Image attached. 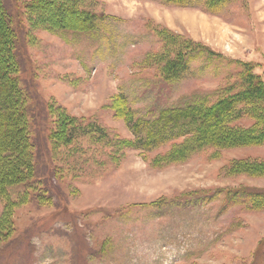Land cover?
Segmentation results:
<instances>
[{"label": "rangeland", "instance_id": "obj_1", "mask_svg": "<svg viewBox=\"0 0 264 264\" xmlns=\"http://www.w3.org/2000/svg\"><path fill=\"white\" fill-rule=\"evenodd\" d=\"M34 1L53 0L17 3L20 76L50 202L15 211L0 264H264V142L140 149L126 122L211 105L240 88L242 64L264 80V0H231L219 15L162 0H77L98 18L93 33L58 29L51 9L26 10ZM188 41L201 50L165 80L168 57ZM62 114L79 129L68 145L49 138ZM255 115L230 125L247 132Z\"/></svg>", "mask_w": 264, "mask_h": 264}, {"label": "trees", "instance_id": "obj_2", "mask_svg": "<svg viewBox=\"0 0 264 264\" xmlns=\"http://www.w3.org/2000/svg\"><path fill=\"white\" fill-rule=\"evenodd\" d=\"M12 8L7 0H0V201L3 211L0 216V240L12 233L15 211L35 199L39 204H49L46 190L41 189V178L37 168V150L32 140L30 127V96L21 82L20 54L24 43L18 27L17 3ZM168 5L180 7L201 6L211 15H219L231 0H162ZM52 5L53 7H49ZM55 12V24L62 31L93 33L98 18L80 6L77 0L34 1L26 10ZM18 14V15H17ZM104 19V18H103ZM201 50L188 41L185 47L169 56L163 72L165 80H176L189 67L194 54ZM203 50V49H202ZM204 51V50H203ZM209 51V50H208ZM241 85L238 90L225 88L217 94V100L209 105L198 101L185 107L162 110L154 120H126L135 136L134 145L140 149L157 148L180 138L199 146L215 145V141L226 144H256L264 142V80L253 73L250 64H242ZM187 70V69H186ZM262 105V106H261ZM244 113L256 112L257 126L246 131L235 130L231 123ZM60 128L51 132L53 144H69L78 137L79 129L59 115ZM98 133V129L96 131ZM214 141V143H212ZM43 190V191H42Z\"/></svg>", "mask_w": 264, "mask_h": 264}]
</instances>
